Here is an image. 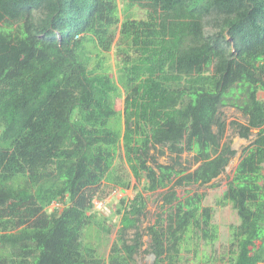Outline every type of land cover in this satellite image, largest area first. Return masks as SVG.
<instances>
[{
	"label": "trees",
	"instance_id": "16d2710c",
	"mask_svg": "<svg viewBox=\"0 0 264 264\" xmlns=\"http://www.w3.org/2000/svg\"><path fill=\"white\" fill-rule=\"evenodd\" d=\"M229 126L254 134L216 201L238 222L200 257L219 232L186 187L217 185ZM144 235L152 264L264 263V0H0V264H137Z\"/></svg>",
	"mask_w": 264,
	"mask_h": 264
},
{
	"label": "rangeland",
	"instance_id": "374dc122",
	"mask_svg": "<svg viewBox=\"0 0 264 264\" xmlns=\"http://www.w3.org/2000/svg\"><path fill=\"white\" fill-rule=\"evenodd\" d=\"M135 13L139 17L144 16L143 11L139 9H136ZM109 55L112 56V51L109 53ZM112 62L113 60L111 58L110 63ZM223 112H224L225 119L228 123H230V121L232 120H238L240 122L244 121V119L240 116V114L233 108L226 107L223 110ZM253 135L254 134H251L249 139H251ZM249 139L240 137L229 126L227 128V131L222 141L227 142L231 145V148L234 149L235 151V155L229 161L228 165L225 167L224 172L221 173L216 179L212 181L214 182V184H217V185L215 187H212L210 183L204 186L193 185V186L186 187L188 190L191 191V193L194 191H197V192H202L205 194L203 205H209L214 208L212 222L216 224L218 227V232H219L218 239L215 241L212 247L210 245L205 246L201 244L199 253H198V256L200 257H203L204 254L209 255L211 253L212 254L221 253L227 249L228 238H229V224H236L238 222V218H237L235 211L231 207V205L228 204L226 206H219L216 203V201H217V198L221 196L223 190L225 189L226 181L228 180V177L231 176L232 171L234 170L239 160L241 148L248 143ZM158 161L161 163L169 162L168 154L159 155ZM181 161H183V165L191 166L190 170L194 169L197 166V164H193L192 154L190 153H183ZM134 183L135 181L132 178L131 186ZM186 190L184 188H177V195L180 198L183 197L184 195H186L185 194ZM134 192L135 190L133 188H128L124 192L118 191L116 194H113V195L106 193L103 200L108 202L109 203L108 206L111 207V209L114 211L116 199H119L120 197L124 195L132 197L134 195ZM158 192H160V190H158L157 192H153V193L144 192L143 194L146 198V215L143 218L142 225H141L142 227H145L146 225L152 223L155 219V213L157 211H160L159 210L160 200H159ZM117 222H118V217L112 214L111 219L108 222L109 226L111 227V233L109 234V242H108L109 245L114 239ZM143 240L145 244L142 247V252H139L138 254L135 255V260L137 264H152L153 258H151L150 254L143 251L144 249L147 248V243L149 241L148 236L144 235ZM102 248L106 250V252L108 251L107 250L108 248L106 246L105 247L103 246ZM184 255H186L187 258L190 259V261H192V259L193 260L195 259L192 253H187V254L184 253ZM259 264H264V263H259Z\"/></svg>",
	"mask_w": 264,
	"mask_h": 264
},
{
	"label": "built area",
	"instance_id": "2783aa9c",
	"mask_svg": "<svg viewBox=\"0 0 264 264\" xmlns=\"http://www.w3.org/2000/svg\"><path fill=\"white\" fill-rule=\"evenodd\" d=\"M93 204L96 209L108 214L111 211V207H109L103 200H93Z\"/></svg>",
	"mask_w": 264,
	"mask_h": 264
},
{
	"label": "water",
	"instance_id": "95a60500",
	"mask_svg": "<svg viewBox=\"0 0 264 264\" xmlns=\"http://www.w3.org/2000/svg\"><path fill=\"white\" fill-rule=\"evenodd\" d=\"M151 258H154V255L153 254H150Z\"/></svg>",
	"mask_w": 264,
	"mask_h": 264
}]
</instances>
